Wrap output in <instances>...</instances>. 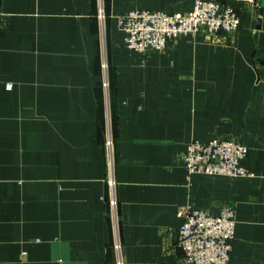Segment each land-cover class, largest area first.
I'll return each mask as SVG.
<instances>
[{"label":"crops","instance_id":"crops-1","mask_svg":"<svg viewBox=\"0 0 264 264\" xmlns=\"http://www.w3.org/2000/svg\"><path fill=\"white\" fill-rule=\"evenodd\" d=\"M195 1L1 0L0 264H118L111 177L122 264H181L185 204L234 205L229 264H264V0L233 3V36L163 51L130 49L119 27ZM215 138L248 148L250 176H187L188 144Z\"/></svg>","mask_w":264,"mask_h":264},{"label":"built area","instance_id":"built-area-1","mask_svg":"<svg viewBox=\"0 0 264 264\" xmlns=\"http://www.w3.org/2000/svg\"><path fill=\"white\" fill-rule=\"evenodd\" d=\"M1 2V0H0ZM249 4L262 10L257 0H196L193 10L186 14L169 15L160 11L136 10L118 19L125 32L126 45L135 51L148 53L163 51L187 35L206 33L216 36L224 33L233 36L240 28V17L233 3ZM263 11V10H262ZM5 14L0 3V31L4 27ZM103 17V15H102ZM104 67L107 65L104 62ZM8 88H12L9 83ZM112 148V141H108ZM248 148L234 138H215L207 142L191 141L182 153L181 161L187 176L246 177L251 172L243 165ZM108 198L113 210L115 248L118 264L121 260V243L117 231V202L115 181L108 179ZM182 218L178 246L183 251L181 264H229L232 241L236 230V208L223 206L218 215H212L190 204L179 207Z\"/></svg>","mask_w":264,"mask_h":264},{"label":"trees","instance_id":"trees-1","mask_svg":"<svg viewBox=\"0 0 264 264\" xmlns=\"http://www.w3.org/2000/svg\"><path fill=\"white\" fill-rule=\"evenodd\" d=\"M127 46V45H126ZM102 106L104 107V102L102 103Z\"/></svg>","mask_w":264,"mask_h":264},{"label":"rangeland","instance_id":"rangeland-1","mask_svg":"<svg viewBox=\"0 0 264 264\" xmlns=\"http://www.w3.org/2000/svg\"><path fill=\"white\" fill-rule=\"evenodd\" d=\"M105 64H106V62H105ZM107 65V64H106Z\"/></svg>","mask_w":264,"mask_h":264}]
</instances>
